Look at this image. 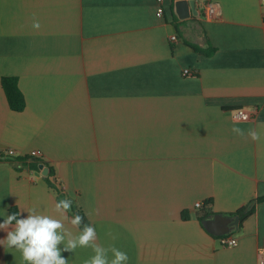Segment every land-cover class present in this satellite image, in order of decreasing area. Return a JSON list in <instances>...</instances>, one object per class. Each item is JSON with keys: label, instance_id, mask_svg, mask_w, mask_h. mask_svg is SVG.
<instances>
[{"label": "crops", "instance_id": "obj_1", "mask_svg": "<svg viewBox=\"0 0 264 264\" xmlns=\"http://www.w3.org/2000/svg\"><path fill=\"white\" fill-rule=\"evenodd\" d=\"M176 1H160L157 15L158 0H0V221L11 206L56 215L57 190L40 173L47 166L11 159L37 150L95 227L96 242L126 252L127 264H258L264 3L194 0L195 12L182 16ZM205 1L219 4V18L203 17ZM5 75L18 78L21 111L8 104ZM236 108L252 117L233 118ZM234 123L244 136L231 131ZM242 206L252 212L230 231L234 246H222L199 219L234 216ZM61 254L82 264L93 253ZM0 264L25 262L0 245Z\"/></svg>", "mask_w": 264, "mask_h": 264}, {"label": "clouds", "instance_id": "obj_2", "mask_svg": "<svg viewBox=\"0 0 264 264\" xmlns=\"http://www.w3.org/2000/svg\"><path fill=\"white\" fill-rule=\"evenodd\" d=\"M31 26L34 30L41 27L35 15ZM235 123L231 131L244 136V130L236 127ZM247 136L253 141L261 140L260 132L255 129H249ZM72 205V201L65 198L54 203L52 211L56 215L39 212L35 207L21 209L18 214H4L0 221V230H4L6 236L0 238V245L15 248L25 264H68V260L61 253H74L78 247L91 248L93 253L82 264H127L129 257L126 252L113 245L104 247L97 243L94 226L85 224L81 228L80 215H67ZM22 212L27 214L22 215ZM65 222L71 228L66 227ZM108 235H112L111 232Z\"/></svg>", "mask_w": 264, "mask_h": 264}, {"label": "trees", "instance_id": "obj_3", "mask_svg": "<svg viewBox=\"0 0 264 264\" xmlns=\"http://www.w3.org/2000/svg\"><path fill=\"white\" fill-rule=\"evenodd\" d=\"M171 7L173 8V4ZM188 45L200 53L208 54L211 51V48H209L208 46L202 47L200 45H197L195 43H190V42H188ZM1 84L6 94V98H7V101L10 107L17 111L23 110L25 107L26 100H25V96L21 88L19 87L18 78L13 75L2 76ZM3 155H4L3 152L0 151V159L4 158ZM11 159H16L21 164H27L30 169H39L37 162L38 161L43 162V164H45L49 169L47 174L45 175V178L50 184V186L54 187L57 190V196H56L57 200L59 201L65 198L70 199V195L66 192L64 187H62L61 184H59L55 176V171H54L53 166H51L46 160L40 158L39 156H35L32 154L18 155L15 158H11ZM69 211L73 214V216L76 215L78 212H80L79 208L75 207L74 205H72V208ZM251 212H252V206H242L238 208L237 210H235L232 214L238 215L240 223H242V221L248 215H250ZM11 213L18 214V208L15 206H11L9 208V214ZM81 214L83 216L81 227H83L85 224L90 225L89 220L83 215L82 212ZM182 215L184 217H187L188 216L187 211H183ZM206 216H207V213L203 212L199 215V219L203 220ZM214 236L217 237L218 235H214Z\"/></svg>", "mask_w": 264, "mask_h": 264}, {"label": "built area", "instance_id": "obj_4", "mask_svg": "<svg viewBox=\"0 0 264 264\" xmlns=\"http://www.w3.org/2000/svg\"><path fill=\"white\" fill-rule=\"evenodd\" d=\"M160 1L158 0L159 4L156 10L157 15L163 14V6L161 5ZM262 3H264V0H261ZM202 14L203 17L206 19H217L221 16V8L217 2L213 1H205L202 3ZM176 35H171L172 40H176ZM184 73H189V69H184ZM232 117L236 119H250L252 117V112L246 108H236L232 111ZM32 155L40 156V152L37 150H33L31 152ZM203 205L202 202L197 201L195 203V207L199 208ZM218 242L222 246H234L238 243V240L236 237L230 234V232L220 234L218 235ZM258 264H264V253L260 255L258 258Z\"/></svg>", "mask_w": 264, "mask_h": 264}, {"label": "water", "instance_id": "obj_5", "mask_svg": "<svg viewBox=\"0 0 264 264\" xmlns=\"http://www.w3.org/2000/svg\"><path fill=\"white\" fill-rule=\"evenodd\" d=\"M184 6L186 8L185 13L182 15L184 16L189 7L190 9L193 11V13L195 12V1L194 0H178L176 1V10L179 13L178 10H180L178 7H182ZM48 168L44 167L40 173L42 174H47ZM39 173V172H37ZM78 215H80L82 218V214L80 212L77 213ZM203 224L206 227V229L211 232L214 235H220V234H224L227 232H230L234 229H238L239 227V216L238 215H234V216H230V215H226L223 214L221 212H217L214 214H208L204 219H203Z\"/></svg>", "mask_w": 264, "mask_h": 264}]
</instances>
